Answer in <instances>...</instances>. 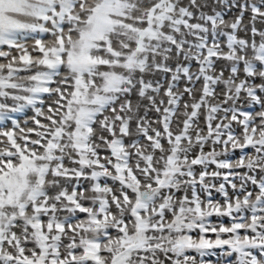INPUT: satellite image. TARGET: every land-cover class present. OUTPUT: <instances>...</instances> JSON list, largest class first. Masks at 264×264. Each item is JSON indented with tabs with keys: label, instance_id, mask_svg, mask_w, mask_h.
<instances>
[{
	"label": "snow or ice",
	"instance_id": "snow-or-ice-1",
	"mask_svg": "<svg viewBox=\"0 0 264 264\" xmlns=\"http://www.w3.org/2000/svg\"><path fill=\"white\" fill-rule=\"evenodd\" d=\"M217 249L264 264V0H0V264Z\"/></svg>",
	"mask_w": 264,
	"mask_h": 264
},
{
	"label": "rangeland",
	"instance_id": "rangeland-1",
	"mask_svg": "<svg viewBox=\"0 0 264 264\" xmlns=\"http://www.w3.org/2000/svg\"><path fill=\"white\" fill-rule=\"evenodd\" d=\"M215 2H216V0H208L209 6H214L215 5ZM185 3H187V0H185ZM217 10H220V9H217ZM205 11H207V9H205ZM224 11L227 14L226 15V18H229V19L235 13V10L234 9L233 10H228L227 8H224ZM245 19L247 20V15H246ZM241 35H243V33H241ZM220 63L222 64L223 62H220ZM218 67H219V65H218ZM225 74H227V72ZM155 79L163 80V74L155 75ZM32 115H33V112L31 110L26 109L24 112L14 114V118L15 119H18L20 121L21 125L23 126V122L26 119H28L29 117H31ZM8 126H10V125H8ZM237 155H239V151H237ZM216 199H222V197L219 194H216ZM213 219H215V217H213ZM219 252H220V250L217 249L215 254H210V255L206 256L204 259L213 261V264H214V262L217 259H220L221 261H223L224 258L219 255Z\"/></svg>",
	"mask_w": 264,
	"mask_h": 264
}]
</instances>
